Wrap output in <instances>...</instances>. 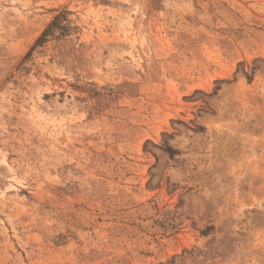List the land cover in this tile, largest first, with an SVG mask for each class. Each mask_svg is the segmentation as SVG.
<instances>
[{
	"label": "rangeland",
	"instance_id": "1",
	"mask_svg": "<svg viewBox=\"0 0 264 264\" xmlns=\"http://www.w3.org/2000/svg\"><path fill=\"white\" fill-rule=\"evenodd\" d=\"M0 264H264V0H0Z\"/></svg>",
	"mask_w": 264,
	"mask_h": 264
},
{
	"label": "trees",
	"instance_id": "2",
	"mask_svg": "<svg viewBox=\"0 0 264 264\" xmlns=\"http://www.w3.org/2000/svg\"><path fill=\"white\" fill-rule=\"evenodd\" d=\"M58 21V19H55V21L51 24V26H54L55 24H56V22ZM52 28V27H51ZM49 30H50V27H49V29H47V31H45V33L43 34V36L39 39V41L40 40H42V38H44V36L46 35V32H49ZM38 41V42H39Z\"/></svg>",
	"mask_w": 264,
	"mask_h": 264
}]
</instances>
